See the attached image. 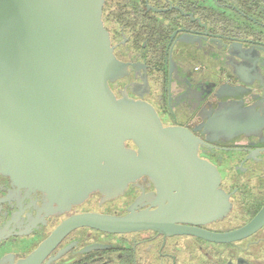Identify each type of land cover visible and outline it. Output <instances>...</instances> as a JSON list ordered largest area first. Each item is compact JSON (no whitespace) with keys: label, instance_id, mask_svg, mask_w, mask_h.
I'll list each match as a JSON object with an SVG mask.
<instances>
[{"label":"flooded vegetation","instance_id":"obj_1","mask_svg":"<svg viewBox=\"0 0 264 264\" xmlns=\"http://www.w3.org/2000/svg\"><path fill=\"white\" fill-rule=\"evenodd\" d=\"M102 20L126 69L109 81L115 96L191 132L202 162L148 156L74 200L0 166V264H264V222L228 242L188 231L264 214V0H104ZM136 216L145 227L110 226Z\"/></svg>","mask_w":264,"mask_h":264},{"label":"water","instance_id":"obj_2","mask_svg":"<svg viewBox=\"0 0 264 264\" xmlns=\"http://www.w3.org/2000/svg\"><path fill=\"white\" fill-rule=\"evenodd\" d=\"M103 5L0 0V166L19 183L69 200L102 189L111 178L106 171H144L148 156L181 155L184 166L202 162L191 132L165 128L150 104L111 90L109 81L126 69L110 45ZM127 140L138 150L127 148ZM142 218L109 225L143 228ZM263 222L264 214L229 233L188 231L228 242Z\"/></svg>","mask_w":264,"mask_h":264}]
</instances>
